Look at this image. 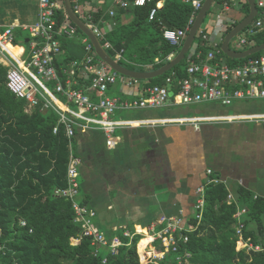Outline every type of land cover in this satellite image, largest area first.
I'll list each match as a JSON object with an SVG mask.
<instances>
[{
	"label": "trees",
	"instance_id": "trees-1",
	"mask_svg": "<svg viewBox=\"0 0 264 264\" xmlns=\"http://www.w3.org/2000/svg\"><path fill=\"white\" fill-rule=\"evenodd\" d=\"M128 1V7L115 6L113 17L107 12L112 0H105L95 14L94 19L103 18L106 23H113L101 41L111 42L113 48L107 51L113 58L117 50L123 49L124 58L116 59L123 66L139 71L157 70L170 61L167 59L170 54L174 55L172 59L177 56L183 46L170 44L164 37V30L185 29L194 8L182 0H151L145 6H135L133 0ZM226 1L215 0L219 3ZM242 1L243 16L227 26L224 38L250 12L249 2ZM106 2L110 5L108 8L104 6ZM153 7L158 9L156 18L149 20ZM259 12L262 15L264 9L259 8ZM66 14L64 8L57 10V21L62 22ZM77 29L76 37H63L61 40L65 55L56 61V65L63 81L67 78L64 68L73 62L80 65L88 54L83 42L88 37ZM201 31L202 27L183 61L158 77L139 81L145 82V86L166 85V78L173 72L177 73V79L183 78L187 74V58L191 53L201 51L206 57L212 50L203 44ZM249 41L244 48L233 49L243 51L263 44L264 29ZM218 49L216 58L225 57L232 65L264 54L262 50L247 58L235 59L221 50V44ZM156 58H159L158 62ZM128 60L151 64V67L145 69ZM6 74L7 66L0 63V242L4 247L0 252V264H178L173 253L156 262L144 251H138L136 242L140 236H136L130 245L121 246L116 255L110 254L105 247L95 254L92 238L83 236L80 223L75 221L72 199L55 195L57 188L68 186L70 145L77 154L76 138L67 136L63 124L58 133L54 132L59 119L54 109L44 110L42 105H38L28 112V102L17 98L7 88ZM79 79V86L89 84V79ZM215 174L220 176L216 171ZM204 184L206 207L202 223L183 247L191 253L187 264H264V195L256 194L246 185L233 187L229 184L237 197L236 201L229 203V189L225 183L205 181ZM79 200L87 204L86 197ZM239 207L246 208L242 216L244 237L255 244H262L261 251L247 252L239 247L235 217ZM116 234L125 243L130 241L122 231ZM72 238L81 240L74 243ZM146 242L147 239L140 241L141 250ZM104 257L108 258L107 263H103Z\"/></svg>",
	"mask_w": 264,
	"mask_h": 264
},
{
	"label": "built area",
	"instance_id": "built-area-1",
	"mask_svg": "<svg viewBox=\"0 0 264 264\" xmlns=\"http://www.w3.org/2000/svg\"><path fill=\"white\" fill-rule=\"evenodd\" d=\"M105 0H71L74 10L85 20L93 32L101 38L106 37L104 29L105 20L95 18L100 11L101 4ZM151 0H133L135 6H145ZM194 8L189 25L185 29H165L164 37L174 46H182L192 27L197 12L203 7L205 0H182ZM256 5L264 9V0H255ZM63 4V3H62ZM225 11L231 6L224 2ZM115 6L128 7V0H114L113 6L107 10L110 17L115 16ZM38 19L31 25L24 26L30 33L27 46L21 48L19 53H13L9 47H14L16 41L17 26L0 25V56L7 66L6 85L7 88L19 99L28 102L27 111L31 112L36 106L42 105V109H54L59 119L54 127L58 133L63 124L68 137H74L78 130L88 129L97 126L106 136L109 147L118 144L115 132L122 126H136L135 120H116L114 115L118 110H152L163 108L168 105H197L203 103L218 102L223 106L232 105L236 101L250 99H264V54L257 57H250L238 64H230L225 57L216 58L220 51L218 45L210 41L209 34L202 29V39L205 46L211 47L206 57L202 52L191 53L188 58L187 74L177 79V73L173 72L166 78V85H140V79L124 75L113 69L102 59H98L95 48L88 38H84L88 52L86 58L78 65L73 62L64 68L67 78L63 81L59 75L56 61L62 60L64 52L61 45V38H74L77 36V26L66 14L62 22L56 18L57 10L62 9L57 0H39ZM157 7H153L149 14V20H154L157 14ZM220 26H228V16L220 13L217 17ZM231 20V19H230ZM264 29V12L254 18L247 30L234 37L235 45L242 49L250 42L256 33ZM102 42V41H101ZM105 49L113 48L109 40L102 43ZM97 55V54H96ZM98 56V55H97ZM174 55L170 54L167 59L171 60ZM123 49L116 51L115 59H122ZM159 58H156V62ZM137 66L149 69L151 64H140L129 61ZM79 69V72H78ZM77 76V77H76ZM80 77L89 79V84L81 85ZM48 84L46 83V81ZM120 82L126 87L136 88L131 90L132 98L122 96H111L108 94L112 84ZM52 84L51 86L49 85ZM151 121L139 120L140 125H154ZM158 121L166 124H186L200 129L205 122H241L250 121L264 126V113L251 112L239 114H226L221 116H193L166 118ZM81 158L74 152L70 145V157L68 165V186L57 188L56 196L72 199V206L75 210V221L80 223L82 235L92 238V244L96 246L95 254H99L101 248H107L110 254L116 255L119 248L125 244L130 245L136 236H140L136 242L137 250L144 251L146 256L156 262L165 259L167 254H175L178 264H187L191 253L183 250L184 245L189 241L190 235L197 232L202 223L206 207V187L202 184L197 188V196L193 213L189 214L185 209L180 208L177 213L162 215L152 221L143 230L122 229L123 236L129 237L125 243L123 238L116 234L109 236L94 221L96 210L82 204L79 200L81 183L80 168ZM207 183H225L229 189L228 202L236 201L237 197L231 189L228 181L215 174L213 168L207 169ZM240 184H243L242 182ZM246 208L239 207L235 217L237 218V235L239 246L247 252L261 251L262 244H255L250 238L243 234V214ZM24 225L25 222L22 221ZM147 239V242L140 249V241ZM81 238H72L74 243L80 242ZM4 249L0 242V252ZM108 258L104 257L103 263Z\"/></svg>",
	"mask_w": 264,
	"mask_h": 264
},
{
	"label": "crops",
	"instance_id": "crops-1",
	"mask_svg": "<svg viewBox=\"0 0 264 264\" xmlns=\"http://www.w3.org/2000/svg\"><path fill=\"white\" fill-rule=\"evenodd\" d=\"M57 1L65 9L64 0ZM242 2L233 0L229 4L232 9H238ZM38 4L39 0H0V25H16L18 41V34L28 31L23 27L38 19ZM101 5L103 7V3ZM223 12L229 18L228 25L243 16L239 11L230 14L223 8ZM112 26L111 21L105 23V31ZM204 29L212 43L222 45L226 26H220L214 20L207 22ZM29 37L25 38V45L17 42L13 46L26 47ZM0 63L4 64L1 56ZM117 83L119 93L112 96L133 97L130 91L136 88ZM145 84L140 82V85ZM176 106L180 105L163 107L168 110L159 108L160 112L156 109L131 110L128 118L114 117L116 120H135L132 124L136 125L116 129L118 144L115 147L107 145L105 134L97 126L77 131L76 152L82 160L84 175L80 195L87 198L84 205L96 210V224L110 236L124 228L143 230L160 216L175 214L180 208L193 213L197 188L206 181L208 168H213L233 187L242 182L241 185L250 187L256 194L264 195V140L252 142L249 134H243L239 127H234L241 122H205L200 129L186 124H160L163 122L158 120L180 117L165 112ZM212 109L217 114L204 116L228 114L216 105ZM239 113L244 112H235ZM139 120L155 121H152L154 125H140L142 122ZM224 138H227L229 148L235 145L237 149L230 150L239 157L213 164L207 148L212 145V151L218 153Z\"/></svg>",
	"mask_w": 264,
	"mask_h": 264
},
{
	"label": "water",
	"instance_id": "water-1",
	"mask_svg": "<svg viewBox=\"0 0 264 264\" xmlns=\"http://www.w3.org/2000/svg\"><path fill=\"white\" fill-rule=\"evenodd\" d=\"M250 4V12L249 14L243 18L238 25H236L224 38V41L221 45V50L230 58L242 59L247 58L252 54H256L262 50H264V43L261 45L253 46L250 49L243 51H236L231 48L230 42L231 40L240 34L245 28H247L254 20V18L258 15L259 9L256 5L255 0H247ZM215 0H205L203 7L200 9L192 27L189 30V33L184 41V44L180 50V52L175 56L172 60H170L167 64L162 66L157 70L152 71H137L131 70L122 64H120L115 58H113L108 51L103 46L99 37L93 32V30L86 24L83 18L74 10L71 0H64V7L68 17L71 21L83 32L86 34L90 42L93 44L96 54L106 62L113 69L118 72L136 78V79H151L158 77L170 69H172L175 65L179 64L186 57V54L190 51L197 33L201 28L204 20L206 19L209 11L211 10L213 3Z\"/></svg>",
	"mask_w": 264,
	"mask_h": 264
},
{
	"label": "rangeland",
	"instance_id": "rangeland-1",
	"mask_svg": "<svg viewBox=\"0 0 264 264\" xmlns=\"http://www.w3.org/2000/svg\"><path fill=\"white\" fill-rule=\"evenodd\" d=\"M223 5V3H221ZM105 8H108V6H110L108 4V2H106L104 4ZM238 6V5H237ZM223 8L224 6H221L219 2H214L213 6L211 8V10L209 11L206 19L204 20L203 24H202V29L205 28V25L207 24V22L209 21H216V23L220 22V20H217V17L220 13L223 12ZM235 8V7H234ZM239 13H243L241 8L238 9H230V11H227L230 14H234V12H238ZM213 26V25H212ZM243 33V32H241ZM30 34L28 31H21L18 34V42L20 43V45H25L24 40L25 38L29 37ZM231 48H237V46L235 45V41L231 42ZM226 61H229L226 60ZM46 81V80H45ZM46 83L48 84V82L46 81ZM49 85L51 86V84L49 83ZM118 89H119V84L115 83L112 84V86L109 88L108 93L109 95H115L118 94ZM217 106L219 109H221L220 111H225V113H228L230 115L235 114V112H244V113H251V112H264V99H250V100H242V101H236L234 102L232 105L229 106H222V105H217V103L215 102H211V103H204V104H197V105H180V106H176L173 107L171 109H169V112L165 111L166 113H169L167 115H171V116H180V117H193V116H204V115H213V114H217L216 112H214V110L212 109L213 106ZM158 112H160L161 110H168L167 108H161L160 109H156ZM29 112V111H28ZM131 111H122V110H118L116 112V114L114 115V117H125L128 118L131 115H129ZM176 118V117H173ZM239 127L240 132L243 134H249L250 135V139L251 141H255V140H264V130L262 126H257V124L255 122H250V121H241V123L238 124H234V127ZM229 128H232L231 125H228ZM209 144V143H208ZM235 145H231L230 148L232 149H237L234 147ZM228 147V140L227 138H224V142L223 145L219 148V152L216 153L213 150L212 145L208 146L207 148V152H208V157L209 160L211 162H213V164L215 163H223V161H227V160H237V158L239 157L236 154L231 153V150ZM217 155V156H216ZM218 155L220 157V159L218 158ZM80 174L81 176L78 178L79 182L82 184V182L84 181V175H83V168H80ZM82 195H79V199H81ZM241 247V246H239Z\"/></svg>",
	"mask_w": 264,
	"mask_h": 264
},
{
	"label": "bare ground",
	"instance_id": "bare-ground-1",
	"mask_svg": "<svg viewBox=\"0 0 264 264\" xmlns=\"http://www.w3.org/2000/svg\"><path fill=\"white\" fill-rule=\"evenodd\" d=\"M9 49H10L11 52H13V53H19V52L21 51V49L18 48V47H9Z\"/></svg>",
	"mask_w": 264,
	"mask_h": 264
}]
</instances>
